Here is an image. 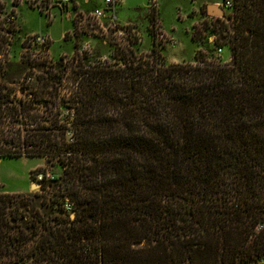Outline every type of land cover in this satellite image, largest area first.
Instances as JSON below:
<instances>
[{"label": "trees", "instance_id": "1", "mask_svg": "<svg viewBox=\"0 0 264 264\" xmlns=\"http://www.w3.org/2000/svg\"><path fill=\"white\" fill-rule=\"evenodd\" d=\"M229 19L205 23L226 65L201 51L166 65L153 38L138 60L119 51L121 67L73 70V139L48 133L29 152L60 179L0 236L17 226V251L38 237L39 264H264V0H235Z\"/></svg>", "mask_w": 264, "mask_h": 264}, {"label": "built area", "instance_id": "2", "mask_svg": "<svg viewBox=\"0 0 264 264\" xmlns=\"http://www.w3.org/2000/svg\"><path fill=\"white\" fill-rule=\"evenodd\" d=\"M22 0H0V134L5 132H35L34 116L41 119L40 132L43 138L51 133L49 127L50 102L55 101L58 106V125L61 131L57 133V139L62 132L69 141L73 139V122L75 110L65 106V100L73 96L78 88V81L73 74L83 64L84 59L94 52V44L99 41L101 44H112L119 51H128L141 39L137 30L132 25L119 24L118 12L126 8L128 0H25L26 6L43 16L48 25L58 19H63L70 23V29L62 32L61 39L64 43H72L73 51L67 54L61 51L54 55L52 52V39L49 34L39 32L23 33L20 22L19 5ZM235 0H222L218 6L223 10L222 17L210 16L211 21L216 19L230 23L229 16L233 9ZM149 7L155 11L157 0H149ZM230 12V14H226ZM154 30L155 42L166 44L169 48H174L176 41L170 37L166 31L155 24L151 27ZM68 39V40H66ZM214 37L209 41L214 42ZM223 49L215 47L213 63L216 65H226L220 62ZM143 56V55H141ZM140 57H136L138 60ZM106 58L94 65H104ZM114 65H124L122 60L117 59ZM10 65H23L17 71L11 73L8 69ZM56 65V67H53ZM69 65L73 66L69 69ZM13 67V66H11ZM69 69V70H68ZM78 70V69H77ZM76 70V71H77ZM57 81H53V79ZM67 78L71 83H75V90L66 93ZM23 81L20 83V81ZM25 90L21 97H18L19 90ZM40 122V120H39ZM10 123V126L6 124ZM12 125V127H11ZM13 130V131H12ZM52 134V133H51ZM59 134V135H58ZM39 148L41 146L37 144ZM15 149V148H14ZM34 143L25 144L22 149V157L35 158L36 155L29 152L36 151ZM42 149V148H41ZM11 152L0 154L8 157ZM45 160V165L37 169L36 174H32L34 181L29 187L35 189L27 192H12L7 189L0 177V220L12 225L14 219L30 220L27 216L29 211V201L33 195L39 197L48 195V189L53 184L55 177L51 174L52 162L48 161L47 155L40 156ZM35 175V176H34ZM64 211L69 212L71 218L74 214L72 206L67 199L63 202ZM262 227H258L257 231ZM14 235L12 229L7 235ZM7 235L5 237L7 238ZM0 236V264H39L30 256L19 257L18 251L12 245L10 239ZM38 237L33 238L31 246L38 243ZM28 246V243L26 244ZM263 261H260L262 263ZM45 264L46 261H43Z\"/></svg>", "mask_w": 264, "mask_h": 264}, {"label": "rangeland", "instance_id": "3", "mask_svg": "<svg viewBox=\"0 0 264 264\" xmlns=\"http://www.w3.org/2000/svg\"><path fill=\"white\" fill-rule=\"evenodd\" d=\"M201 1L202 0H157V9L153 11L149 7V0H128L126 8L118 12V18L119 24L132 25L140 36V43L135 44L132 48L135 56L140 57L141 55H149L154 36V30L151 27L156 23L160 29L163 28L166 30V33L176 41L174 48H169L164 43L159 45L156 43L158 45V53L163 58L166 65H195L196 62L194 55L198 51H201L208 61H214V57H216L215 46L213 45L214 42L211 43L209 40L212 37L217 39L218 35L214 29L205 28V23H209L211 18L207 14V5L197 11ZM210 1L221 2V0ZM210 5H215V3ZM19 12L23 33L39 32L49 34L52 39L51 44L54 55L59 54L61 51H65L67 54L73 51L72 43H64L61 39L62 32L70 29V23L63 19H58L49 26L43 16L30 10L26 6L25 0L21 1L19 5ZM226 14H230V12H227ZM200 27H203V30L200 35L198 34L197 42H194L191 40V36L195 31L197 33ZM116 48L117 47L112 44L107 43L106 45H103L101 42L97 41L94 44V52L88 58L84 59L83 64L80 66L93 67L95 66L94 64L98 63L102 57H105L106 63L101 66L121 67V65H114L118 62ZM221 48L223 49V52L219 61L222 63L228 61V63H230L231 55L228 46ZM73 66L79 65H69V69ZM21 67H23V65H10L8 69L11 73H15V71H17L18 74L20 73L19 68ZM53 67H56V65H53ZM19 76L23 75L18 74V78ZM22 81L23 79L20 83ZM53 81L56 82L57 79L55 78ZM75 85V83H71L70 79L67 78L66 93L74 91ZM24 92L25 90L23 89L19 90L18 97H21ZM56 106L58 105L54 100L50 102L49 127L52 129L50 132L54 138L57 137V133L61 131L59 126L61 124L58 125ZM6 125L10 126V123H7ZM33 125V128L38 129L35 132H5L0 134L1 156H3L5 152H11L8 157H2L3 159L0 162V177L6 188L12 192L29 191V194H31V192H35L36 190L32 191L29 187L31 181H34V178H31L33 177L32 174H36L37 169L45 165V160L40 156L35 157V159H26L21 155L25 144H39V141L43 138V135L40 132L41 119H38V116H34ZM50 172L55 177V180H58L62 174V168L60 165L52 163ZM33 203L34 208L31 207V211L34 213V210L36 209L41 219L46 218L48 216L49 208L43 207L39 200ZM53 212V216L58 214V207L56 206V203L54 204ZM27 216L32 219L31 212H28ZM16 228L17 226L12 229L13 234H16ZM28 231L30 232V230ZM32 242L33 238H29L27 240V249L32 247ZM27 249L24 247L20 248L18 256H26L28 253Z\"/></svg>", "mask_w": 264, "mask_h": 264}, {"label": "water", "instance_id": "4", "mask_svg": "<svg viewBox=\"0 0 264 264\" xmlns=\"http://www.w3.org/2000/svg\"><path fill=\"white\" fill-rule=\"evenodd\" d=\"M207 14L209 16L222 17L224 12L218 5H207L206 7ZM31 189H35V186H31Z\"/></svg>", "mask_w": 264, "mask_h": 264}, {"label": "crops", "instance_id": "5", "mask_svg": "<svg viewBox=\"0 0 264 264\" xmlns=\"http://www.w3.org/2000/svg\"><path fill=\"white\" fill-rule=\"evenodd\" d=\"M221 1H222V0H221ZM127 3H128V2H127ZM212 3H215V5L220 4V2H218V1L202 0V1L199 3V8H198L197 11H199L200 8H201L202 6L210 5V4H212ZM126 6H127V4H126ZM165 31H166V30H165ZM30 159H32V158H30ZM33 159H35V158H33ZM33 168H34V167H33ZM31 169H32V168H31ZM22 192H27V191H22Z\"/></svg>", "mask_w": 264, "mask_h": 264}]
</instances>
